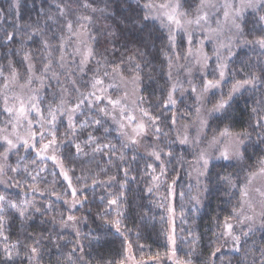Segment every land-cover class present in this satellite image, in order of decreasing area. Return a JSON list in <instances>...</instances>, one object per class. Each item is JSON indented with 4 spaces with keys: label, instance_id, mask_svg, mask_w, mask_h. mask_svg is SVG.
I'll list each match as a JSON object with an SVG mask.
<instances>
[{
    "label": "clouds",
    "instance_id": "1",
    "mask_svg": "<svg viewBox=\"0 0 264 264\" xmlns=\"http://www.w3.org/2000/svg\"><path fill=\"white\" fill-rule=\"evenodd\" d=\"M262 40L264 0H0V264H264Z\"/></svg>",
    "mask_w": 264,
    "mask_h": 264
},
{
    "label": "snow or ice",
    "instance_id": "2",
    "mask_svg": "<svg viewBox=\"0 0 264 264\" xmlns=\"http://www.w3.org/2000/svg\"><path fill=\"white\" fill-rule=\"evenodd\" d=\"M70 27V26H69ZM11 39H15V35L13 34L12 35V37H11ZM260 43L261 44H264V40H262V41H260ZM221 75H223V72H221ZM251 81H247V83H250ZM209 84H211L212 83V81H209L208 82ZM142 127V126H141ZM44 147L45 148H47L48 147V145L46 144V145H44ZM53 159H55V157H52ZM65 176H67V173H65ZM111 203H115V200H112L111 201ZM70 219H72V217H70ZM115 223V227L119 230V222L118 221H116V222H114ZM231 225L230 224H225V228L226 229H231ZM128 247L130 248L131 247V244H130V242H128ZM147 259H155V257L153 256V257H148ZM121 264H123V262H121Z\"/></svg>",
    "mask_w": 264,
    "mask_h": 264
},
{
    "label": "trees",
    "instance_id": "3",
    "mask_svg": "<svg viewBox=\"0 0 264 264\" xmlns=\"http://www.w3.org/2000/svg\"><path fill=\"white\" fill-rule=\"evenodd\" d=\"M21 15L23 16V13H21Z\"/></svg>",
    "mask_w": 264,
    "mask_h": 264
}]
</instances>
